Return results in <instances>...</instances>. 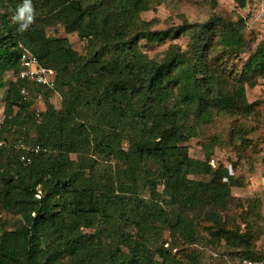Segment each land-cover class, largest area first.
I'll use <instances>...</instances> for the list:
<instances>
[{"label": "trees", "instance_id": "16d2710c", "mask_svg": "<svg viewBox=\"0 0 264 264\" xmlns=\"http://www.w3.org/2000/svg\"><path fill=\"white\" fill-rule=\"evenodd\" d=\"M153 1L32 0L34 22L20 32L12 16L23 0H0V207L11 216L0 264H194L200 250L188 246L204 242L230 249V264L264 259L254 233L222 214L241 179L187 145L219 115L253 114L246 88L264 75V41L250 48L243 17L152 30L141 13ZM58 26L87 53L48 34ZM184 35L187 49L170 45L160 60L141 47ZM21 45L56 71L60 107L19 78ZM23 87L44 93L40 123ZM237 132L250 146L248 130Z\"/></svg>", "mask_w": 264, "mask_h": 264}, {"label": "rangeland", "instance_id": "374dc122", "mask_svg": "<svg viewBox=\"0 0 264 264\" xmlns=\"http://www.w3.org/2000/svg\"><path fill=\"white\" fill-rule=\"evenodd\" d=\"M242 11L234 0H155L150 10L141 13V20L151 22L152 30L176 31L185 21L190 24L205 23L216 16L236 20L243 17ZM251 31L255 33L248 35L247 38L251 41L250 48L254 50L264 41V30L258 27ZM48 34L66 36L74 49L84 55L87 53V42L81 40L77 34H67L62 26L49 29ZM188 43L189 35H184L163 43H142L141 47L150 57L160 60L170 45L177 44L186 50ZM247 55L236 57L235 64L239 70L242 69ZM255 79L256 84L254 86L248 84L246 88L248 102L253 104V114L219 115L211 124L200 127L198 136L192 138L187 145L190 155L195 159L206 160L210 156L209 164L214 169H218L221 164L227 168L232 166L233 176L241 179L243 185L232 189L233 200L222 214L229 221V225H232L231 221H236L244 231L250 229L257 238L256 250L264 254V75ZM0 93H2L0 96L1 125L5 117L3 95L6 93V85ZM48 94L54 105L60 107L62 100L60 94L51 92ZM41 106L34 99V109ZM43 106L44 112L46 104ZM240 126L248 130L246 137L251 141L250 146L242 143V138L237 132ZM212 159H215V165L210 163ZM210 178L208 175L197 177L205 181ZM224 181L229 182L227 178ZM10 217L0 207V222ZM205 225L207 224H202L203 227ZM202 235L205 238L209 237L206 231H202ZM165 238L169 239L168 233ZM188 247L189 250H200L199 262L194 264H230L231 251L223 244L217 247L204 242Z\"/></svg>", "mask_w": 264, "mask_h": 264}, {"label": "built area", "instance_id": "2783aa9c", "mask_svg": "<svg viewBox=\"0 0 264 264\" xmlns=\"http://www.w3.org/2000/svg\"><path fill=\"white\" fill-rule=\"evenodd\" d=\"M243 19L247 25L248 29H256L261 27L264 30V0H253L245 9H242ZM21 64L22 70L19 73V78L21 80L27 81L30 85H38L44 89L52 92H57V81H56V71L52 68L45 67L41 64L37 56H35L28 48L21 45ZM21 94L25 98H34L41 107H36V113L38 116V122L40 123V114L44 110L45 100L44 93L39 91H33L31 88L23 87L21 89ZM4 120V118H3ZM3 143H1L2 145ZM23 147V145H22ZM41 150L40 146L33 148V151L39 152ZM22 161L25 163H30L31 159L27 156H22ZM215 165V159L210 162ZM231 176L234 175L232 166L228 167ZM231 264H264V259H250L243 258Z\"/></svg>", "mask_w": 264, "mask_h": 264}, {"label": "clouds", "instance_id": "9594fccd", "mask_svg": "<svg viewBox=\"0 0 264 264\" xmlns=\"http://www.w3.org/2000/svg\"><path fill=\"white\" fill-rule=\"evenodd\" d=\"M35 11L32 0H23L18 6L15 14L12 16V21L19 25V31L23 32L34 22Z\"/></svg>", "mask_w": 264, "mask_h": 264}, {"label": "crops", "instance_id": "0c3cea01", "mask_svg": "<svg viewBox=\"0 0 264 264\" xmlns=\"http://www.w3.org/2000/svg\"><path fill=\"white\" fill-rule=\"evenodd\" d=\"M11 75H12V73H9V78L11 77ZM2 94L0 93V96H1Z\"/></svg>", "mask_w": 264, "mask_h": 264}]
</instances>
